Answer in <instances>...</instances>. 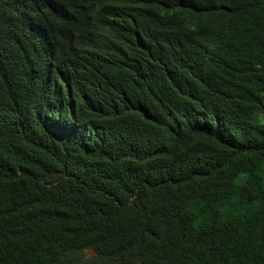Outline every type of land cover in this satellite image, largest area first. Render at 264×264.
Returning <instances> with one entry per match:
<instances>
[{"label": "trees", "instance_id": "1", "mask_svg": "<svg viewBox=\"0 0 264 264\" xmlns=\"http://www.w3.org/2000/svg\"><path fill=\"white\" fill-rule=\"evenodd\" d=\"M264 0H0V264H264Z\"/></svg>", "mask_w": 264, "mask_h": 264}, {"label": "rangeland", "instance_id": "2", "mask_svg": "<svg viewBox=\"0 0 264 264\" xmlns=\"http://www.w3.org/2000/svg\"><path fill=\"white\" fill-rule=\"evenodd\" d=\"M259 117H260V120H261V121H264V115L260 114Z\"/></svg>", "mask_w": 264, "mask_h": 264}]
</instances>
